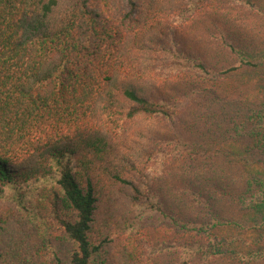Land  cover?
I'll list each match as a JSON object with an SVG mask.
<instances>
[{
  "label": "trees",
  "instance_id": "16d2710c",
  "mask_svg": "<svg viewBox=\"0 0 264 264\" xmlns=\"http://www.w3.org/2000/svg\"><path fill=\"white\" fill-rule=\"evenodd\" d=\"M156 67L173 96L153 95ZM151 118L171 133L138 125ZM170 156L221 159L239 184H164L151 171ZM145 210L163 226L137 238ZM148 251L264 264V0H0V264H152Z\"/></svg>",
  "mask_w": 264,
  "mask_h": 264
},
{
  "label": "rangeland",
  "instance_id": "374dc122",
  "mask_svg": "<svg viewBox=\"0 0 264 264\" xmlns=\"http://www.w3.org/2000/svg\"><path fill=\"white\" fill-rule=\"evenodd\" d=\"M242 13L244 14V16L250 14L251 21L256 24V26H260V17L252 15L251 12L247 10H243ZM190 40V34L183 35V44H188ZM206 41L207 40L201 43L200 52L206 54L205 57L208 58V61L211 64H218V62H220V64H223L224 62H228L227 56L222 55V53L215 46L207 45L205 43ZM186 50L190 51L191 48L188 46ZM155 69L157 71L155 75H157V78L159 80L157 79V82H155L156 80L154 82H150L152 83L151 88L154 92L153 95L157 98L164 96H173L175 92L173 81L169 80L162 82L161 79V76H169L173 74V72H170L169 70H161L157 67ZM223 87H225V85H223ZM140 124L143 127L156 129L165 136L171 133L169 131L167 123L157 118L144 119L140 121L138 125ZM139 140L142 143L144 142V138H139ZM136 159L142 161V156L138 154ZM168 159V161H162L163 163L162 165H160V168L158 170L151 171L153 172L152 174L157 175V178L160 177V181L164 184L170 183V185H177L182 187L186 185V183H188V180H192L191 183L199 184L206 188H210L213 185H217L219 187L220 185H224L229 188H233L236 187L240 181V169L235 165H229L221 159L212 161L206 158H201L197 161L184 159V157L173 156H170ZM162 190L167 195L166 198L169 201L178 202V198H181L180 195L173 194L170 191V187L164 186L162 187ZM214 203L218 212L223 216H231L232 214L237 212V208L233 204H231L228 199H226L225 197H221L219 194H217V197L214 199ZM137 211H135L134 215ZM134 219L136 221V224L133 231L134 236L137 238H140L144 235L147 236V231L154 232L156 229H160L163 226L158 214L150 211L148 212L146 210L142 214L137 213ZM147 254L148 255H145V257L148 258L149 263L158 264L156 263L158 254L149 251ZM141 261L142 260H138V263L140 264Z\"/></svg>",
  "mask_w": 264,
  "mask_h": 264
}]
</instances>
